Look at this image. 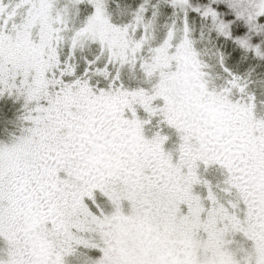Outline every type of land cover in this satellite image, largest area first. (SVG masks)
<instances>
[{"label": "snow or ice", "instance_id": "snow-or-ice-1", "mask_svg": "<svg viewBox=\"0 0 264 264\" xmlns=\"http://www.w3.org/2000/svg\"><path fill=\"white\" fill-rule=\"evenodd\" d=\"M0 264H264V0H0Z\"/></svg>", "mask_w": 264, "mask_h": 264}]
</instances>
